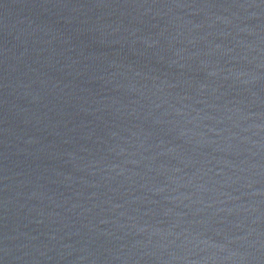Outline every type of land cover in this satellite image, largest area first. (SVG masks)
Listing matches in <instances>:
<instances>
[{"label": "water", "instance_id": "95a60500", "mask_svg": "<svg viewBox=\"0 0 264 264\" xmlns=\"http://www.w3.org/2000/svg\"><path fill=\"white\" fill-rule=\"evenodd\" d=\"M0 264H264V0H0Z\"/></svg>", "mask_w": 264, "mask_h": 264}]
</instances>
